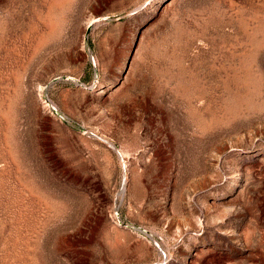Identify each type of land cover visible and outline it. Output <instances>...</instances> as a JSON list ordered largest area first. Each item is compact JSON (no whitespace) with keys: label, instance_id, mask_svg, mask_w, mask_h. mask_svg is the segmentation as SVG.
<instances>
[{"label":"rangeland","instance_id":"rangeland-1","mask_svg":"<svg viewBox=\"0 0 264 264\" xmlns=\"http://www.w3.org/2000/svg\"><path fill=\"white\" fill-rule=\"evenodd\" d=\"M0 264H264V0H0Z\"/></svg>","mask_w":264,"mask_h":264}]
</instances>
